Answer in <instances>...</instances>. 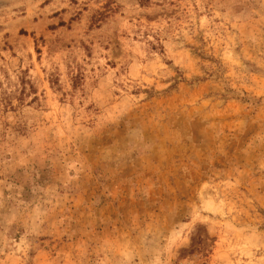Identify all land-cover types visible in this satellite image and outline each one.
<instances>
[{
	"label": "rangeland",
	"instance_id": "1",
	"mask_svg": "<svg viewBox=\"0 0 264 264\" xmlns=\"http://www.w3.org/2000/svg\"><path fill=\"white\" fill-rule=\"evenodd\" d=\"M0 264H264V0H0Z\"/></svg>",
	"mask_w": 264,
	"mask_h": 264
},
{
	"label": "trees",
	"instance_id": "2",
	"mask_svg": "<svg viewBox=\"0 0 264 264\" xmlns=\"http://www.w3.org/2000/svg\"><path fill=\"white\" fill-rule=\"evenodd\" d=\"M135 2H138L140 5L144 4L146 0H134Z\"/></svg>",
	"mask_w": 264,
	"mask_h": 264
}]
</instances>
